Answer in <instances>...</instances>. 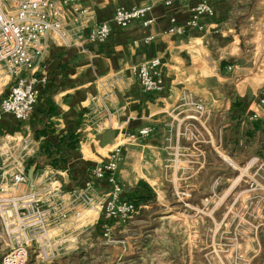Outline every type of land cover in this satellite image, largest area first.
<instances>
[{
  "label": "crops",
  "instance_id": "0c3cea01",
  "mask_svg": "<svg viewBox=\"0 0 264 264\" xmlns=\"http://www.w3.org/2000/svg\"><path fill=\"white\" fill-rule=\"evenodd\" d=\"M208 1L214 13L202 19L203 29L174 35L170 19L185 24L187 8L166 0H81L92 12L72 26V40L50 38L34 114L23 123L11 114L0 120V147L6 134L27 139L34 150L27 160L64 137L65 162L37 169L17 188L42 199L47 233L30 251L44 253L47 264H235L237 257L238 264H264V197L253 199L241 185L244 177L257 181L264 173V68L251 72L264 66V0ZM139 5L153 6V24L137 20L114 28L104 44H76L118 7ZM155 57L162 62L163 93L144 92L132 71ZM189 95L210 110L201 122L182 105ZM189 123L203 132L200 141L182 134ZM147 126L153 127L149 135L128 137ZM72 134L79 136L76 149L66 146ZM118 146L123 197L139 209L127 222L112 221L106 238L100 203L108 187L92 168ZM25 171L28 176L26 165ZM11 174L6 161L1 187L11 184ZM183 191L192 193L188 202ZM235 238L242 249L224 254Z\"/></svg>",
  "mask_w": 264,
  "mask_h": 264
},
{
  "label": "built area",
  "instance_id": "2783aa9c",
  "mask_svg": "<svg viewBox=\"0 0 264 264\" xmlns=\"http://www.w3.org/2000/svg\"><path fill=\"white\" fill-rule=\"evenodd\" d=\"M165 5L187 8L190 12V18L185 24H177L175 17L170 19L171 27L168 32L174 35H184L192 29L202 30V19L214 13V8L208 0H166ZM152 10V5L118 7L111 18L94 24L86 34H80L76 44L80 47L104 44L114 28L124 29L137 20L143 21L145 26L151 25L154 23ZM90 12L91 8L82 7L81 0H0V94L3 93L4 87H9L0 100V120L6 114H11L20 123L31 118L41 100V86L46 82V78L39 76L38 72L50 38L59 36L68 43V39L72 40V26L84 22L85 16ZM152 39L153 37L149 36L146 41ZM132 71L144 92H164L165 78L160 58L140 62L132 67ZM183 101L185 111H191L189 117L201 122L200 120L209 116L210 110L202 100L189 95L183 97ZM260 104L264 107V91L260 96ZM255 117L256 115H253L251 119ZM151 132L153 127L147 126L129 134L128 137L137 140ZM182 134L197 141L203 138L201 129L191 123L186 125ZM4 138L5 141L0 147V170L8 161L12 174L11 184L0 186V221L3 233L9 237L11 243L2 255L0 264H26L33 240L43 238L47 233L41 197L32 191H17L19 186L28 182L25 165L34 150L27 139L18 138L14 134H6ZM123 158V148L118 146L106 160L92 168L94 177L105 182L108 187L106 196L100 203V212L106 221V238L111 235L112 221L127 222L139 209L136 201L123 197L124 185L118 175ZM225 160L233 166L231 159L226 157ZM217 183L215 180L213 184ZM249 191L253 199L264 197V185L257 181H252ZM181 196L188 202L192 193L183 191ZM84 201L89 202L90 197L86 196ZM76 215L80 216L81 212ZM229 248L231 252L234 249L240 251L242 246L239 238L224 246V254H228ZM39 255L46 258L44 253ZM238 259L239 257L235 264H238Z\"/></svg>",
  "mask_w": 264,
  "mask_h": 264
},
{
  "label": "trees",
  "instance_id": "16d2710c",
  "mask_svg": "<svg viewBox=\"0 0 264 264\" xmlns=\"http://www.w3.org/2000/svg\"><path fill=\"white\" fill-rule=\"evenodd\" d=\"M231 64V61H223L222 66H226ZM49 116L54 115L53 111L48 112ZM254 127L257 128L256 123H254ZM45 130L40 129L37 130V134H44ZM249 134H251L248 131ZM79 136L77 134H72L69 136V139L66 142V146L68 149H76L79 146ZM64 141V137L59 139V142L56 144H51L50 147H42L40 153L33 158H30L26 162V169L28 170L31 166H35L36 170L44 168L46 165H49L53 168L59 167V165L65 162V150L61 148V144ZM43 153L47 154L46 159H42L41 155Z\"/></svg>",
  "mask_w": 264,
  "mask_h": 264
},
{
  "label": "rangeland",
  "instance_id": "374dc122",
  "mask_svg": "<svg viewBox=\"0 0 264 264\" xmlns=\"http://www.w3.org/2000/svg\"><path fill=\"white\" fill-rule=\"evenodd\" d=\"M262 68H264L263 65L260 66L259 68L252 69L251 72H252V74L254 73V75H255L256 73H259ZM0 85H1V82H0ZM8 89H9V87H4L3 93L0 95V100L6 94ZM18 131H21V130L19 129ZM226 165L229 167V169L234 170L233 166H231V165L229 166L227 164V162H226ZM240 167H241V170L244 168L243 165H241ZM256 179H257V182L259 184L264 185V173H263V171L260 174L256 175ZM219 183H221L220 180H219ZM251 183H252V180L249 179L247 176L244 177V180L241 181V185L249 186ZM10 243H11V241H10L9 237L3 233L2 223L0 221V262H1L2 255L7 251ZM46 262H47V259H45L42 256H38L37 252L30 251V249H29V255H28V260H27L26 264H47Z\"/></svg>",
  "mask_w": 264,
  "mask_h": 264
},
{
  "label": "water",
  "instance_id": "95a60500",
  "mask_svg": "<svg viewBox=\"0 0 264 264\" xmlns=\"http://www.w3.org/2000/svg\"><path fill=\"white\" fill-rule=\"evenodd\" d=\"M35 171H36L35 166H31V167L28 169V177L30 178V180H33V179H34Z\"/></svg>",
  "mask_w": 264,
  "mask_h": 264
}]
</instances>
